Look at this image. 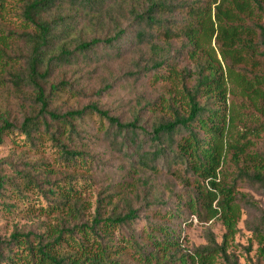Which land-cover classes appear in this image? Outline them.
Listing matches in <instances>:
<instances>
[{
	"label": "trees",
	"instance_id": "trees-1",
	"mask_svg": "<svg viewBox=\"0 0 264 264\" xmlns=\"http://www.w3.org/2000/svg\"><path fill=\"white\" fill-rule=\"evenodd\" d=\"M125 57L166 90L133 98L125 118L97 101L69 103L87 90L83 78ZM1 88L20 119L0 107V146L19 136L33 150L48 143L64 167L25 158L6 173L0 164V213L54 220L0 235V264H237L226 252L241 216L237 188L264 190V0H0ZM90 143L115 152L127 177L83 220L97 167ZM229 155L231 177L221 171ZM146 173L186 191L152 185L139 209ZM172 199L174 209L161 208ZM191 216L221 221V243L186 250L170 224ZM256 235L264 264V214Z\"/></svg>",
	"mask_w": 264,
	"mask_h": 264
},
{
	"label": "rangeland",
	"instance_id": "rangeland-1",
	"mask_svg": "<svg viewBox=\"0 0 264 264\" xmlns=\"http://www.w3.org/2000/svg\"><path fill=\"white\" fill-rule=\"evenodd\" d=\"M137 63H132L128 60V57L123 60L111 63L108 65V71L100 73L96 78H83L81 83L85 85L86 91L84 95L76 98V100H69L70 104H84L88 101H97L105 108L111 109V112L121 117H127L129 115V106L133 105V98L138 95L144 94L148 99L155 98L158 94L166 90V85H151L148 81L147 75L143 72H139ZM104 82L110 85V89L107 93L101 95L97 94V84ZM238 102V100L235 99ZM0 107H7L12 111V115L18 116L12 96L7 89H0ZM239 108V106H238ZM244 111V109H240ZM2 112L0 111V115ZM246 115V114H245ZM245 123H249L250 116H244ZM238 126H242L243 123H237ZM22 136H19L18 140L20 144L13 146L10 141L6 139L5 144L0 146V164L1 167L10 173V163L20 168L19 163L22 159L28 158L31 161H46L47 165L53 169L63 168V164L57 159V153L48 143L44 144L40 150L29 149L22 143ZM93 141L92 138L89 139ZM260 139L258 148H262L263 145ZM91 154L97 161V167L93 175V182L90 188V192L86 195V200L91 202V207L84 211L83 220H88L96 207V201L102 199L105 195L112 193L116 190L123 178L127 177L125 174L127 167L121 168L120 161L115 152H112L105 144L90 143ZM235 163L231 159V155L228 156L226 163L223 165L221 171L227 176L231 175L235 171ZM62 170V169H61ZM144 184H139L141 191L137 197L133 198L134 205L139 209H144L146 206V200L144 199L145 191L153 185L154 190L158 192H164L165 187L171 184L176 192H185V188L175 183L174 180H170L167 175L152 176L146 173L143 176ZM83 184L82 182H78ZM80 186V184H78ZM237 198L241 197V216L237 224V233L233 239L229 242L226 250L228 260L236 261L237 264H257L256 253L258 247L262 244V239L257 233L259 227V220L264 214V190L256 185H252L249 182H245L243 187L237 188ZM32 205H45V200L31 196ZM23 207V205H21ZM175 200H165L162 202L161 208L174 209ZM24 213L15 211L13 213H0V235L7 237L13 230H31L34 232L44 231L45 227L49 223H53L54 220L51 217L43 215L23 216ZM140 217H145L144 212H140ZM190 224L184 222L182 218L175 219L171 222L173 227L180 236V240L183 241V246L186 250H192L200 246H204L214 240L217 244L222 241V235L224 233V227L221 221L218 219L210 222H198L196 217L191 216ZM137 222V221H136ZM143 220L137 222V225H141ZM224 258H218L219 263L226 264Z\"/></svg>",
	"mask_w": 264,
	"mask_h": 264
}]
</instances>
